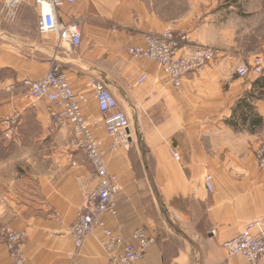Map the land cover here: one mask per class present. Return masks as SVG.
<instances>
[{"label": "crops", "instance_id": "1", "mask_svg": "<svg viewBox=\"0 0 264 264\" xmlns=\"http://www.w3.org/2000/svg\"><path fill=\"white\" fill-rule=\"evenodd\" d=\"M59 18L81 20L79 48L39 33L34 0L14 8L0 0V122L21 112L15 139L0 133V232L27 231L25 264L107 263L101 230L78 253L70 234L86 192L98 183L93 167L83 151L70 149L69 126L50 132L49 103L24 97L26 80L58 65L88 91V120L101 117L86 87L94 76L134 123L130 150L106 157L121 186L115 213L104 216L107 225L125 238L145 227L155 238L140 264H220L226 240L249 222L264 224V170L255 158L264 132V72L237 73L241 64L264 59V0H78L63 6ZM168 27L188 32L193 46L218 52L181 90L157 62L126 50L142 44L145 33ZM142 73L148 79L135 85ZM95 134L110 151L106 130ZM54 210L62 223L50 215ZM11 263L0 234V264ZM230 264L245 259L236 255Z\"/></svg>", "mask_w": 264, "mask_h": 264}, {"label": "built area", "instance_id": "2", "mask_svg": "<svg viewBox=\"0 0 264 264\" xmlns=\"http://www.w3.org/2000/svg\"><path fill=\"white\" fill-rule=\"evenodd\" d=\"M76 1L78 0H34L39 12V33L53 34L59 42H68L74 49L79 48L83 43L81 20L76 18L64 22L59 18L60 9ZM18 2L19 0H7L10 8H14ZM126 50L135 58L157 62L178 90L182 89L183 81L189 74L205 70L218 55L212 47L193 46L188 32L176 31L172 27L161 32L145 33L142 44L129 46ZM263 72L264 59L260 56L251 67L243 63L237 68L241 77L251 73L261 75ZM148 77L147 73H142L135 85H143ZM25 85L26 99L49 103L50 132L53 133L64 125L70 127V149L86 154L98 180L96 187L86 192L84 202L70 228L76 252L81 250L88 237L101 230V245L108 256L106 264H140L155 238L145 227L136 228L129 238H125L111 229L104 217L108 213H115L116 196L121 189L117 177L109 169L106 157L109 152H116L120 148L130 150L132 147L129 115L119 107L118 99L103 81L89 76L86 87L94 95L101 117L88 120L84 110L89 102L88 91L75 87L58 65H53L47 75L39 80H26ZM20 119L21 112L18 110L2 118L0 133L5 140L15 139ZM101 127L113 138L110 151L104 148L95 134V130ZM170 154L177 160L180 159L176 150L170 149ZM255 158L259 168L264 170V132L255 150ZM205 185L210 192L213 191L212 176H206ZM50 215L58 222H63L59 211L54 210ZM0 234L12 258L11 264H25L24 245L28 239L27 231L2 228ZM223 247L227 256L220 264H230V259L236 255L243 256L245 264H262L264 224L261 220L249 222L239 234L226 240Z\"/></svg>", "mask_w": 264, "mask_h": 264}, {"label": "rangeland", "instance_id": "3", "mask_svg": "<svg viewBox=\"0 0 264 264\" xmlns=\"http://www.w3.org/2000/svg\"><path fill=\"white\" fill-rule=\"evenodd\" d=\"M131 125H132V127H133V125H134V123L132 124V121H131Z\"/></svg>", "mask_w": 264, "mask_h": 264}]
</instances>
